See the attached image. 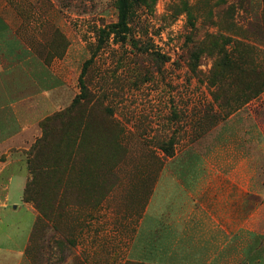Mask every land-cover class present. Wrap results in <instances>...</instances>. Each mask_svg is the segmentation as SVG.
Returning a JSON list of instances; mask_svg holds the SVG:
<instances>
[{
  "label": "rangeland",
  "instance_id": "obj_1",
  "mask_svg": "<svg viewBox=\"0 0 264 264\" xmlns=\"http://www.w3.org/2000/svg\"><path fill=\"white\" fill-rule=\"evenodd\" d=\"M130 1L132 35L114 40L109 31L119 0H16L15 22L24 29L18 37L41 61L49 91L33 99L34 107L46 103V111L11 157L21 200L37 213L26 264H137L126 260L127 241L158 172L197 169L218 125L261 93L260 81L246 84L242 77L228 85L216 62L234 40L253 47L254 65L262 61L264 0L261 10L250 0ZM131 36L149 41L148 52L133 48ZM95 50L82 78L86 100L73 104ZM241 83L249 88L240 90ZM42 123L44 147L34 157L28 151ZM172 139L174 154L167 156L159 146ZM32 165L38 170L31 195L44 216L25 198Z\"/></svg>",
  "mask_w": 264,
  "mask_h": 264
},
{
  "label": "crops",
  "instance_id": "obj_2",
  "mask_svg": "<svg viewBox=\"0 0 264 264\" xmlns=\"http://www.w3.org/2000/svg\"><path fill=\"white\" fill-rule=\"evenodd\" d=\"M250 4L263 8V0ZM15 13L16 0H0V264H26L37 213L21 200L11 157L46 111V103L34 107L33 99L49 92L41 61L18 37L24 29ZM231 118L218 125L197 169L158 172L127 241V261L264 264V90Z\"/></svg>",
  "mask_w": 264,
  "mask_h": 264
},
{
  "label": "trees",
  "instance_id": "obj_3",
  "mask_svg": "<svg viewBox=\"0 0 264 264\" xmlns=\"http://www.w3.org/2000/svg\"><path fill=\"white\" fill-rule=\"evenodd\" d=\"M130 2H131L130 0H119L118 21H117V23H115L113 25V27H112L113 29H111L109 31V35L113 34L114 40H116L119 36L132 35L131 29H128L129 28ZM103 33H104V31L102 30L100 34L102 35ZM125 39L126 38L121 37V40H125ZM128 41L130 42L131 46L133 48L136 47V49L140 53H147L149 50V46H150V43H148L149 41L143 42V41H140L139 39H135L132 36ZM99 42L101 44H103V42H104L103 36H100ZM232 43H233V47L230 51H227V53H223L222 51H220L223 53V56L225 59H222L221 62H216V66H218L222 69V72H221L222 76L225 75L226 80H230L231 83L229 82L228 85H232L234 82V79L236 80L238 78L241 80L242 77L245 79L246 84L253 83V81H257V82L260 81V85H259L258 91L256 93L258 94L259 92H262L264 90V79L260 80L259 75L261 72H263V74H264V57L259 64L254 65L255 59H253L254 58L253 51H252L253 47L250 44L246 43V40H244V41L234 40V42H232ZM96 52L97 51L95 50L94 53H92V56L89 59H87L83 64L82 71H81V74L79 76L80 93L77 95V97H75L73 104H77L79 102V100L80 101L86 100L87 88L84 85L82 78H83V75L86 71V68L93 61ZM154 54L156 55V57H160V55L158 53H154ZM219 77L221 79V76H219ZM245 83L240 84V88H241L240 90H246L249 88V86L246 87ZM228 87H231V86H228ZM223 99L229 100V101L235 100L233 98V96H228V97H225ZM213 100L215 102V101H217V98L213 97ZM245 100H246V102L249 100L247 95L245 96ZM217 106L220 107L221 105L218 104ZM49 120H51V119H48V121ZM41 128H42V133H43L42 136L40 137L39 140H37L31 146V148L28 151L29 155L33 151L35 153L33 155L34 157L37 156L38 150L42 149L44 147L43 144H44V139L46 136L45 131L47 130V125L45 123L44 124L42 123ZM72 138H73V141L76 142V145H77L80 136H78L76 134ZM41 144H42V146H41ZM116 144L119 147H121L120 142H116ZM159 148L165 155L173 156V154H174L173 139H172V144L162 143L159 146ZM30 165H31V161H30ZM35 166L36 165H32L30 167V171L32 172V180L28 183V185L26 187L25 198L27 201H29V200L33 201L35 208L38 210L39 214L41 213V215L44 216L43 210L41 209L39 204H37V201L32 198V195H31V186L34 183L35 176H36L35 171L38 170V168ZM44 169H46V168H44ZM28 196H29V198H28Z\"/></svg>",
  "mask_w": 264,
  "mask_h": 264
}]
</instances>
